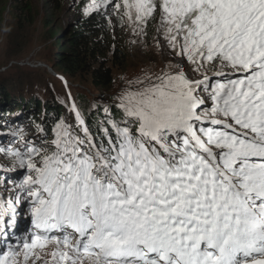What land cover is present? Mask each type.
Instances as JSON below:
<instances>
[{"label": "snow or ice", "instance_id": "obj_1", "mask_svg": "<svg viewBox=\"0 0 264 264\" xmlns=\"http://www.w3.org/2000/svg\"><path fill=\"white\" fill-rule=\"evenodd\" d=\"M85 14L151 58L107 100L3 125L0 264H264V0Z\"/></svg>", "mask_w": 264, "mask_h": 264}, {"label": "trees", "instance_id": "obj_2", "mask_svg": "<svg viewBox=\"0 0 264 264\" xmlns=\"http://www.w3.org/2000/svg\"><path fill=\"white\" fill-rule=\"evenodd\" d=\"M64 1L52 0L49 3L51 16L59 13ZM32 12L31 0H0V25L5 13L12 15L14 21L21 22ZM74 13L77 18L63 26L60 32L57 33L52 26L48 28L55 46L51 68L68 81L89 84L102 93H109L115 80L124 75V68L131 57L127 38L121 33L114 39L111 28L100 15H86L85 9L77 7ZM54 20L52 18L50 22ZM0 66H8L7 72L0 74V131H3L6 122L12 120V128L21 127L26 130L31 126L34 133L36 124L50 123L53 118L64 116L66 109L63 101L66 99H61V102L45 101L29 91L24 94L20 92L17 96L11 88L16 84V78H11L17 73L16 67L13 63H0ZM74 98L82 108L89 105L78 99L79 95Z\"/></svg>", "mask_w": 264, "mask_h": 264}, {"label": "rangeland", "instance_id": "obj_3", "mask_svg": "<svg viewBox=\"0 0 264 264\" xmlns=\"http://www.w3.org/2000/svg\"><path fill=\"white\" fill-rule=\"evenodd\" d=\"M51 1L31 0L33 12L24 21H14V17L6 13L1 19L0 63H13L17 71L11 76V78H16V84L11 86L12 93L18 96L20 92L24 94L29 91L35 97L45 101L61 102V99H67L66 92L70 90L73 97L79 95L78 99L88 102L89 105L95 102L97 97L107 100L116 90L120 77L115 80L109 93H102L89 84L82 85L68 80L69 87L66 89L62 81L58 79L62 75L51 68L55 46L48 28L52 26L57 33L60 32L63 26L77 18L74 8L84 10L90 0H65L59 13L56 12L52 16L48 10ZM52 18L55 19L53 23L50 22ZM121 33L123 34L119 29H116L115 36L121 35ZM150 58L149 53L131 48V57L122 76L136 74L141 65ZM66 115L65 110L64 116ZM10 124L12 126V120ZM26 130L31 131V126ZM0 142L5 141L0 140Z\"/></svg>", "mask_w": 264, "mask_h": 264}, {"label": "water", "instance_id": "obj_4", "mask_svg": "<svg viewBox=\"0 0 264 264\" xmlns=\"http://www.w3.org/2000/svg\"><path fill=\"white\" fill-rule=\"evenodd\" d=\"M7 70H8V66L7 67H1L0 66V74L7 72Z\"/></svg>", "mask_w": 264, "mask_h": 264}, {"label": "bare ground", "instance_id": "obj_5", "mask_svg": "<svg viewBox=\"0 0 264 264\" xmlns=\"http://www.w3.org/2000/svg\"><path fill=\"white\" fill-rule=\"evenodd\" d=\"M17 227V226H16Z\"/></svg>", "mask_w": 264, "mask_h": 264}]
</instances>
